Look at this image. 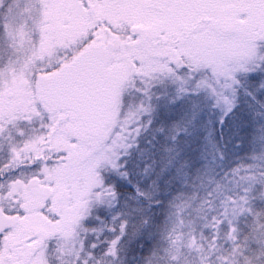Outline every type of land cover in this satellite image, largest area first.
Wrapping results in <instances>:
<instances>
[{"label":"rangeland","instance_id":"rangeland-1","mask_svg":"<svg viewBox=\"0 0 264 264\" xmlns=\"http://www.w3.org/2000/svg\"><path fill=\"white\" fill-rule=\"evenodd\" d=\"M89 2L98 8L97 16L75 0H0V63L27 57L18 72L6 76L8 84L25 90L23 66L41 52V35L54 45L57 38L79 32L75 40L79 44L85 35L82 26L88 25V31L97 36L101 19L103 27L117 38L129 40L133 26L145 24L144 8L133 6L135 0ZM257 41L248 39L231 53L233 69L241 73L239 101L222 125L224 97L231 99L232 92V77L224 67L217 65L213 70L212 78L220 80V107L215 108L206 102L208 92L196 96L159 85L158 78L171 75L165 60L179 57L176 48L174 55L170 50L168 55L140 58L143 65H135L131 79L118 94L101 147L92 150L90 164L78 167L76 179L71 175L69 212L46 231L54 237V254L69 239H77L78 228L90 221H98L102 233L97 254L88 264H148L149 260L173 264V257L178 264H233L243 260V256L233 255L234 244L248 256L260 250L264 233V91L258 89L260 74L250 78L244 74L253 62H261L254 55ZM64 54L57 46L45 53L58 60ZM201 61L191 64L193 71L207 63ZM202 79L208 83L207 76ZM245 89L253 95H247ZM212 124L215 131L210 133ZM119 156L123 159L118 161L117 172L112 162ZM244 162L255 168L254 175L257 171L260 175L246 176L244 181L231 176ZM107 168L127 182L129 189L116 196L121 214L115 217V229L103 235L112 224L104 226L94 195L103 190ZM125 173L127 176L122 175ZM229 220L237 227L235 240L229 236ZM125 222L122 233L120 226ZM118 236L115 254H109Z\"/></svg>","mask_w":264,"mask_h":264},{"label":"snow or ice","instance_id":"snow-or-ice-1","mask_svg":"<svg viewBox=\"0 0 264 264\" xmlns=\"http://www.w3.org/2000/svg\"><path fill=\"white\" fill-rule=\"evenodd\" d=\"M80 2L88 7L89 0H80ZM133 6L154 10L157 13L159 33L169 35L176 41L173 47L179 51V57L166 58L165 63L171 75L158 78L159 85L165 87L171 85L178 92L196 96L202 91L208 92L212 97H217L213 106L220 107L218 98L220 93L217 92L220 80L213 79L212 75L217 65L224 67L232 77V85H230L232 92L231 99L224 97L226 107L220 120L222 125L225 118L238 106L239 101L241 73L233 69L235 61L231 58V53L247 42L249 37L255 34V29H259L262 38L256 42L257 49L254 55L260 56L261 62L258 64L253 62L251 67L244 70V74L249 78L260 74L262 82L258 85V89L264 91V0H135ZM88 27V25L82 26L80 31L85 35L79 44L75 43L79 32L57 38L54 45L41 35V52L30 62L32 67L27 83L34 95H39V99H35L33 103L35 119L39 120L40 130L44 133L41 139L45 143H50L51 137L65 125L72 124L75 135L67 137L68 143L75 145L76 148L86 146L87 132L98 117L102 98L105 92L117 83L116 75L120 71V61L107 52L100 51L98 37L94 31L89 32ZM132 35L134 39L140 38L137 33ZM52 46L62 48L65 54L55 64L39 67L44 64L45 53ZM201 58L207 63L199 71H193L191 64L194 61L202 62ZM131 63L142 66L144 61L134 57ZM7 72V66L0 69V75H6ZM205 76L208 78V83L202 79ZM245 93L249 96L253 95L249 89H245ZM35 119L30 117L27 123L33 124ZM6 130L0 129V135ZM20 135L30 136L31 133L21 131ZM76 148L59 150L58 154L61 156L59 161L49 157L34 163L55 164L57 168L71 170L77 162L70 153ZM120 159H123V156L117 157V160L112 162V168L117 172H119ZM79 163L90 164L91 158H85ZM124 167L126 168L127 165L125 164ZM122 175L127 176L126 173ZM139 194L143 195V193ZM221 223L223 221H217V224ZM120 227L123 233L126 222ZM228 227L230 238L235 240L233 234L237 231L236 225L229 220ZM120 238L118 236L112 241L113 246L108 249L109 254H115V245ZM240 247L239 244H234L233 255L243 256V260H236L233 264H264V233L260 241V250L255 255H245L240 251ZM0 264H13V261L6 256L0 257ZM148 264L152 262L149 260ZM173 264H178L177 257H173Z\"/></svg>","mask_w":264,"mask_h":264},{"label":"flooded vegetation","instance_id":"flooded-vegetation-1","mask_svg":"<svg viewBox=\"0 0 264 264\" xmlns=\"http://www.w3.org/2000/svg\"><path fill=\"white\" fill-rule=\"evenodd\" d=\"M75 3H80L82 8H90L97 16L98 8L92 7L94 3L89 2L88 7L80 0H75ZM144 16L145 24L142 22L143 25L137 23L133 26L134 33L139 34L140 38L132 37L129 40L117 38L103 27L98 17L101 22L98 44L107 46L109 55L120 61V69L127 75L126 83L131 79V70L135 67L131 63L134 57L140 59L157 53L168 55L170 50L175 54V39L161 35L158 31L157 13L144 8ZM254 32L249 39L260 40L262 36L259 29ZM45 56V63L39 65L41 68L58 61L55 56ZM26 59L7 58L0 63V69L8 68L6 75H0V129H7L0 135V257L6 256L13 264H49L53 259L55 242L54 237H49L46 231L69 212L67 199L71 175L73 180L76 179L75 175L81 165L79 161L91 157L92 150L101 147L103 132L110 127L115 108L110 113L107 125L102 116L93 121L87 132L86 146L76 148L68 143L67 137L75 135L72 124L65 125L51 137L50 143H45L41 139L44 133L40 130L39 120L35 119L33 103L39 99V95H34L27 81L23 85L25 90H22L17 84H8L7 80V75L14 70L18 72L20 63ZM30 62L23 66L24 79H28L31 71ZM30 117L35 119V123H27ZM98 123H102L99 129L96 128ZM21 131H29L31 135L21 136ZM65 148H76L70 153L77 162L71 170L57 168L55 164L34 163L49 157L59 161L61 156L58 152Z\"/></svg>","mask_w":264,"mask_h":264},{"label":"trees","instance_id":"trees-1","mask_svg":"<svg viewBox=\"0 0 264 264\" xmlns=\"http://www.w3.org/2000/svg\"><path fill=\"white\" fill-rule=\"evenodd\" d=\"M207 101L213 104L215 97L207 94ZM208 104V103H207ZM216 108V107H215ZM219 108V107H218ZM212 110V108H209ZM214 124L210 125V133L214 130ZM249 163L244 162V166H241L240 171H232L230 172L231 176H236L244 181L246 176H257L259 172L257 171V175H254L255 168L248 165ZM217 171L218 163L215 164ZM260 175V174H259ZM104 183L102 185L103 190H101V194L98 195L96 192L94 195V202L96 209L100 214V218L105 220L104 226L108 224H112V228H105L103 231V235L106 231H110L115 229V217L120 216L121 205H118L117 197L119 194L127 191L129 188L127 186V182L121 181L118 179L114 171L107 168V171L104 174ZM126 181V180H125ZM100 224L98 221H90L86 225L78 228L77 239H69L68 244L64 246H60V249L56 251L54 254L55 259L53 257L52 261L49 264H88L90 258H92L97 251L99 244V237L102 231H100ZM95 245V247H93Z\"/></svg>","mask_w":264,"mask_h":264},{"label":"water","instance_id":"water-1","mask_svg":"<svg viewBox=\"0 0 264 264\" xmlns=\"http://www.w3.org/2000/svg\"><path fill=\"white\" fill-rule=\"evenodd\" d=\"M98 46L102 53L107 52V54L109 55L107 46L101 44H98ZM126 79L127 76L125 71L120 69V71L116 75L117 83L113 87L108 89L102 98L98 117L100 118L102 116L105 125L109 123L110 113L116 104L118 91L124 85ZM101 125L102 123H98L96 128L99 129Z\"/></svg>","mask_w":264,"mask_h":264}]
</instances>
